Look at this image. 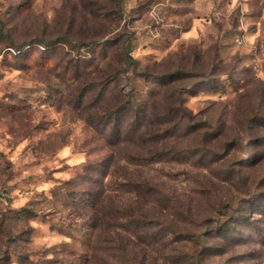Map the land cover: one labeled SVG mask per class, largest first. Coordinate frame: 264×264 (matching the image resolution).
I'll list each match as a JSON object with an SVG mask.
<instances>
[{
    "label": "rangeland",
    "instance_id": "374dc122",
    "mask_svg": "<svg viewBox=\"0 0 264 264\" xmlns=\"http://www.w3.org/2000/svg\"><path fill=\"white\" fill-rule=\"evenodd\" d=\"M118 5L0 0V264H78L86 254L93 264H264V199L238 186L264 192V0H122L115 28L131 36L138 65L119 88L153 110L183 87L205 126L177 132L167 147L180 154L164 163L117 162L107 176L113 151L88 124L105 63L82 44ZM175 71L187 76L181 85L155 83ZM91 80L97 90L82 99ZM148 148L127 143L117 155ZM237 208L253 223L226 224Z\"/></svg>",
    "mask_w": 264,
    "mask_h": 264
},
{
    "label": "trees",
    "instance_id": "16d2710c",
    "mask_svg": "<svg viewBox=\"0 0 264 264\" xmlns=\"http://www.w3.org/2000/svg\"><path fill=\"white\" fill-rule=\"evenodd\" d=\"M116 1L117 5L119 4L117 10H114L113 13H111L110 10L106 12L108 13L106 19L107 24L99 26V30L96 31L95 34H88L89 42L82 44L85 47H90V54L94 56V58L90 60L91 62H96L97 58H99L102 63H105V66L99 72L102 86L99 98L98 100H93V98H91L88 102L90 103L88 109L95 110L94 116L91 117L88 124L95 131L101 133L102 137L113 151L109 157L110 163L102 170L107 176L110 175L112 167L117 162H125L128 167L141 168L147 166L155 167V165L164 163L163 159H165L169 151H171L172 154H180L175 148L172 147L168 149L167 147L169 141L177 138V132L180 130L196 132L199 128L201 129L205 126L204 123L193 122L190 112L184 107L185 102L182 97V93L184 92L183 87L177 89L171 103L168 104L166 102L163 107H155L153 110L151 107L148 109H141L140 106L134 104L135 91L133 88L128 92L119 88L120 83L126 78V75L130 71L136 72L138 62L132 56L133 48L131 46V36L127 33L116 32L118 28H115V26L118 25V22H120L124 14V9L121 6L122 0ZM57 43L58 42L50 43L48 48H53ZM110 50H113V52L110 53ZM18 53L21 54V52ZM93 70L96 72V68H93ZM92 75L93 71L90 70L87 76L92 77ZM77 76L76 73V76H74L75 81H78ZM138 76L146 79L148 75L142 72L138 74ZM159 77V81L155 82L159 87H166L168 85L178 86L187 79L184 71L165 73L161 74ZM202 77L204 78L205 76ZM204 79L206 80V77ZM92 81L93 80L84 84L87 90H84L86 94L80 95L82 99L85 98L87 94L92 95L97 90L95 86L97 84H94ZM211 88H215V86ZM151 94L154 99L158 96L157 94ZM94 117H96L95 120L93 119ZM127 143L133 144L134 146L136 145L137 147L148 146L147 155L133 151V153L131 152L127 155L118 156L117 147L126 145ZM238 186L250 199L257 197L264 199V192H252V188L248 186L246 181L240 180ZM151 189V195L153 196H157L160 193L157 184L153 185ZM118 191L121 192V190ZM134 191L130 190L127 192L131 194L134 193ZM262 206L264 207V204ZM220 207L226 208V205L222 204ZM253 214H257L256 209ZM134 215L136 216L134 211L129 212V217L136 223L142 221L141 218H137ZM253 221L250 212H241L240 209L237 208L236 211L228 217L226 224L232 225L233 223L240 222L241 225H246L249 222L253 223ZM123 231L128 236L139 237V234L134 230V232L125 229H123ZM96 259L97 256H95V254H86L81 256L78 264H93Z\"/></svg>",
    "mask_w": 264,
    "mask_h": 264
}]
</instances>
